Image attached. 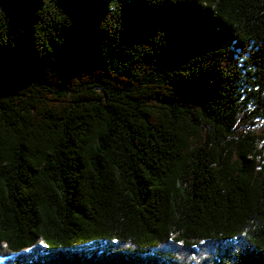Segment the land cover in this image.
Here are the masks:
<instances>
[{
  "label": "trees",
  "instance_id": "1",
  "mask_svg": "<svg viewBox=\"0 0 264 264\" xmlns=\"http://www.w3.org/2000/svg\"><path fill=\"white\" fill-rule=\"evenodd\" d=\"M0 264H264V0H0Z\"/></svg>",
  "mask_w": 264,
  "mask_h": 264
}]
</instances>
